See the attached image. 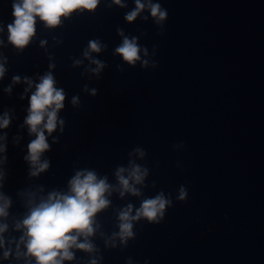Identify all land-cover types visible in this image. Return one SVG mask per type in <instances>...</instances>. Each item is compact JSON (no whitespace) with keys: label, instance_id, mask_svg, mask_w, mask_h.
Returning a JSON list of instances; mask_svg holds the SVG:
<instances>
[{"label":"water","instance_id":"obj_1","mask_svg":"<svg viewBox=\"0 0 264 264\" xmlns=\"http://www.w3.org/2000/svg\"><path fill=\"white\" fill-rule=\"evenodd\" d=\"M12 2L0 0L6 68L0 115L11 116L9 127L0 129L7 134L0 191L12 200L0 221L9 226L3 235L12 255L5 260L0 249V264H35L17 260L15 243H8L22 235L14 224L27 212V194L38 200L67 193L69 180L83 169L106 176L117 190L96 216L100 227L90 239L98 250H74L75 259L64 264L93 258L97 264H264V0H152L168 11L159 25L147 8L126 21L134 0H122L126 7L100 0L94 12L78 10L56 28L37 17L36 34L23 50L8 41ZM118 29L137 38L135 65L115 52L123 40ZM94 39L106 47L85 58ZM92 59L105 65L99 73ZM49 71L66 94L58 113L65 123L48 136L42 157L48 170L31 177L24 156L35 136L22 125L34 85ZM14 76L21 82L13 84ZM25 77L33 81L27 93ZM130 162L148 175L136 185L140 196L121 197L115 172ZM181 186L184 200L178 199ZM160 192L172 201L160 223L142 218L126 244L113 238L121 209L131 204L135 215L144 199Z\"/></svg>","mask_w":264,"mask_h":264},{"label":"clouds","instance_id":"obj_2","mask_svg":"<svg viewBox=\"0 0 264 264\" xmlns=\"http://www.w3.org/2000/svg\"><path fill=\"white\" fill-rule=\"evenodd\" d=\"M99 3L100 0H13L11 13L13 20L7 25L8 41L15 48L23 50L36 34L37 17L45 27L56 28L62 24V17L68 18L78 10L94 12ZM113 3L126 7L122 0H113ZM134 3L135 8L125 15V20L129 23L136 20L146 8L158 25L168 16L167 9L163 8L159 2L134 0ZM0 31L3 29L0 28ZM118 33L123 36V40L116 47L115 52L129 65H135L141 59V48L137 44V38L124 36L123 31L119 29ZM104 47L106 46L102 45L98 39L90 40L83 55L85 58H90V53H99ZM144 51L146 55L147 50ZM91 62L96 65V68L92 69L95 73H99L105 66L103 62L96 59H92ZM75 63L81 62L75 61ZM5 72L4 62H0V79L4 77ZM20 82L19 76L13 77V84ZM24 83L28 85L25 89L27 93L33 87V81L25 77ZM56 84L52 72H46L39 78V82L35 83V91L28 100V114L22 127L27 126L29 135L35 136V139L28 143L27 155L24 156V160L30 166L31 177H37L48 170L49 160L42 159L44 153L50 149L48 136L57 130L58 125L61 132L63 131L65 121L58 117V113L64 108L66 94ZM5 91L11 93L12 86L9 85ZM23 98L21 96V99ZM72 103L76 105L78 98L73 97ZM10 123L9 112L0 115V129H7ZM6 139V133L0 134V154L6 152ZM14 140L18 142L19 137ZM136 151L141 156L144 155L142 150L136 149ZM6 159V156L0 155V188L3 187L5 178L2 166ZM125 172L127 176L124 175ZM147 175V168L131 162L129 169L118 167L115 176L119 185V195L123 197L125 193H130L133 196H140L141 192L136 185L143 184ZM115 190H117L116 187L108 183L106 176L100 178L94 170L83 169L77 170L69 180L67 193L53 191L38 200L33 197V194L28 193L25 205L27 212L14 224V230L22 232V235L18 242L15 238L8 241L9 245L15 243L16 259L19 260L21 257L26 260L34 259L35 264H64V261L75 259V251L96 252L98 249L90 239L100 227L96 216L110 206L111 200L108 197ZM186 196L187 191L181 186L178 199L184 200ZM171 204L172 201L166 198L163 192L153 198L144 199L140 207L135 210V215L132 214L133 205L129 204L119 211V231L113 233V238L118 237L121 243L126 244L128 239L135 236L134 222L143 218L149 223L158 224L163 219L165 209ZM11 205V198L0 191V221L8 218ZM8 227L7 223L0 222V249H4L3 259L5 260L12 255V248H5L3 235L8 231ZM105 243L107 245L108 241ZM21 245L26 251L21 252ZM90 264H97V260L93 258Z\"/></svg>","mask_w":264,"mask_h":264}]
</instances>
